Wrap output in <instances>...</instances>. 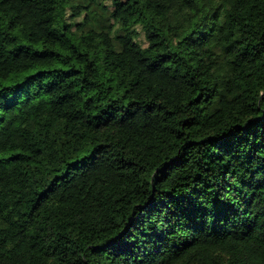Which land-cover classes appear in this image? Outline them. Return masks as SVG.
Listing matches in <instances>:
<instances>
[{"label": "trees", "instance_id": "trees-1", "mask_svg": "<svg viewBox=\"0 0 264 264\" xmlns=\"http://www.w3.org/2000/svg\"><path fill=\"white\" fill-rule=\"evenodd\" d=\"M0 264H264V0H0Z\"/></svg>", "mask_w": 264, "mask_h": 264}]
</instances>
